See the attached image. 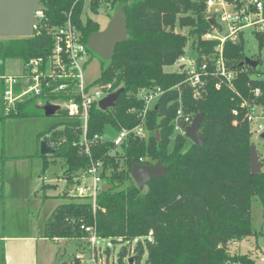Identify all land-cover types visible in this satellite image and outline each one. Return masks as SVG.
<instances>
[{
  "label": "trees",
  "instance_id": "trees-1",
  "mask_svg": "<svg viewBox=\"0 0 264 264\" xmlns=\"http://www.w3.org/2000/svg\"><path fill=\"white\" fill-rule=\"evenodd\" d=\"M41 2L47 10L32 36L0 39V73L7 59L25 63L47 58L54 28L66 21L64 12L71 10V22L84 43L100 30L90 17L82 19L84 0ZM101 5L122 6L129 39L118 43L112 57L101 64L97 81L111 83V91H123L113 107L90 108L86 136L90 140L96 135L97 139L89 143V155L78 144L82 134L79 122L67 118L63 111H58L63 120L37 133L38 146L42 140L53 142L52 153L40 154L42 170L52 159L62 161L66 187L60 196L68 198L51 211L43 236L87 240L81 226H92L97 237L127 242L117 253L119 264L132 256V264L143 259L144 264H259L247 253L230 252L232 243L256 233L251 225L252 200L257 197L264 205V172H250L251 133L239 107L241 98L264 104V77L257 68L242 63L246 57L243 39L223 45L228 66L238 72L234 90L225 85L216 88L213 67L208 64L205 86L200 96L194 97L180 69L169 72L164 68L183 55L189 41L198 64L203 55L214 51L216 40L201 39L212 25L205 0H90L87 10L97 13ZM175 27L187 31L176 32ZM256 38L259 44L264 42L263 36ZM250 57L260 62L259 56ZM3 88L0 80V122L44 115L39 97L16 102L5 111ZM155 88L162 92L143 114L145 102L139 92ZM255 89H259L258 96ZM233 109L238 110L236 114ZM178 110L192 117L203 113L198 128V135L205 138L203 146L174 131ZM138 125L150 133L143 137L132 132L116 149L111 137L122 128ZM90 159L102 164V188L94 209L89 200L68 191L79 183L76 173ZM132 161L149 165L160 161L166 174L149 180L143 191L130 176ZM49 187L52 185L43 184L41 189ZM132 240L135 243L131 246Z\"/></svg>",
  "mask_w": 264,
  "mask_h": 264
},
{
  "label": "built area",
  "instance_id": "built-area-1",
  "mask_svg": "<svg viewBox=\"0 0 264 264\" xmlns=\"http://www.w3.org/2000/svg\"><path fill=\"white\" fill-rule=\"evenodd\" d=\"M89 1L84 0L85 9H88ZM205 5L208 19H213L214 22L211 29L201 35V39L216 40L218 43L214 51L203 55L200 64L197 62V56L187 58L183 54L176 60L180 71L184 74V81L193 89L194 97H199L205 86L208 64L213 67L212 74L216 77L214 86L220 88L225 85L234 90L233 83L238 72L228 66L224 57L223 45L226 41L238 42L243 39L246 30H250L254 36L264 37V0H205ZM44 12L35 13L39 21ZM64 15L65 23L53 30V47L47 58L36 57L25 63L22 62L19 73H0V80L4 86L2 100L5 111L11 110L16 102L30 97H39L41 99L39 103L42 106L62 104V108L58 106L55 113L63 111L67 118L79 122L82 134L78 144L81 150L89 155V143H94L97 139L96 135L90 140L86 136L89 110L93 105L98 107L99 101L113 91H111V83L97 80L93 84L84 83L83 71L90 58L89 49L83 42L80 31L71 22V10L64 12ZM161 92L160 88L139 92V97L145 102L143 114L153 105ZM254 95H259V89L254 90ZM239 107L243 110L249 124L251 136L264 140V136L262 137L264 134V104L241 98ZM237 111L233 109L232 113L236 114ZM192 118L190 115H182L178 110L174 121V131L185 136L184 127L191 123ZM132 132L145 136L142 125L132 129L122 128L111 137L115 148L117 149L126 136ZM49 136L50 134L47 133L46 137L49 138ZM46 143L49 147L53 145L51 140ZM256 151L260 170L264 172V151H258L257 148ZM101 171V162L90 159L87 166L76 173L75 179H78L79 183L71 186V189L77 191L75 195L91 202L93 209L96 195L102 188ZM88 178L89 182L86 181ZM81 228L88 235L87 240L91 252L88 259H85L84 255H77V259L81 264H107L97 252L95 246L97 235L94 227L82 225Z\"/></svg>",
  "mask_w": 264,
  "mask_h": 264
},
{
  "label": "rangeland",
  "instance_id": "rangeland-1",
  "mask_svg": "<svg viewBox=\"0 0 264 264\" xmlns=\"http://www.w3.org/2000/svg\"><path fill=\"white\" fill-rule=\"evenodd\" d=\"M115 10L116 7L112 8L109 5H101L97 13L84 9L85 14L82 19L85 16L90 17L98 22L101 30L107 25ZM175 31L186 32L187 28L175 27ZM243 42V51L246 56H259L260 62L256 68L261 72V76L264 77V42L259 44L256 36L250 30L245 31ZM89 54L90 58L83 71L86 85L93 84L100 77L101 64L106 62V60L101 59L90 49ZM183 54L187 58L196 56L194 49L191 48L190 41L185 45ZM21 65L22 61L20 59H7L3 65V72L7 74L19 73ZM164 70L169 72L178 71L179 65L175 62L173 65L165 67ZM58 106L62 108V104H58ZM59 113L50 116L6 118L4 123L0 122V236L8 231L15 232L26 228L32 230L34 221H36V228L38 227L41 230L54 205L68 200L67 197L64 199L62 196H58L65 192L66 187V181L62 177V161L60 159H52L48 166L42 170L43 160L37 148V133L45 131L51 125L63 120ZM149 133V130L144 129L145 137ZM251 143L256 145L258 151H264V140L251 136ZM44 177L46 183L54 184L55 186L46 190L48 197L43 205L38 207L39 213L37 217V210L35 209L37 197L33 196V192L39 191ZM86 181L89 182L90 179L88 178ZM142 189L145 191L146 185ZM68 191L71 195L77 193L73 189ZM251 217V225L256 233L232 243L230 252L247 253L257 263H264L260 260L262 256L264 258V205L261 204L257 197L252 200ZM134 243L135 241L132 240L131 246ZM126 244L127 242L120 239L112 240L100 237H97L95 241V246L97 252L101 254V259L107 257L108 250L107 264H119L117 253L121 246ZM58 246L61 251L56 261L57 264H62L65 261L67 264H81L79 259H77V255H84V258L88 259L91 252L88 240L84 239L61 240L58 242ZM3 247L4 240L0 238V264L3 262ZM123 264H129L127 258L123 259ZM140 264H144V259Z\"/></svg>",
  "mask_w": 264,
  "mask_h": 264
},
{
  "label": "water",
  "instance_id": "water-1",
  "mask_svg": "<svg viewBox=\"0 0 264 264\" xmlns=\"http://www.w3.org/2000/svg\"><path fill=\"white\" fill-rule=\"evenodd\" d=\"M46 10L47 8L41 0H0V38L32 36L35 28L39 25V19L35 13ZM209 22L213 24L214 21L209 19ZM128 39L125 14L122 6L119 5L107 25L103 29L91 33L86 44L88 49L107 61L112 57L115 46ZM242 63H246L252 68L258 65V62L249 56H246ZM122 91L123 89L119 88L107 94L99 101L98 107L101 110L113 107ZM41 108L45 116L54 115L58 110V106L53 104H46ZM202 118L203 113H198L192 118L191 123L184 127L185 137L199 147L203 146L205 141L204 137L198 135ZM155 133L159 139V133L157 131ZM39 153L41 155L50 154L52 149L42 140L39 142ZM249 167L252 174L261 172L254 143H251L249 147ZM165 174L166 166L162 165L160 161L151 165L132 161L130 176L139 188L144 187L149 180L163 177ZM133 258L132 256L127 259L129 264H132Z\"/></svg>",
  "mask_w": 264,
  "mask_h": 264
},
{
  "label": "crops",
  "instance_id": "crops-1",
  "mask_svg": "<svg viewBox=\"0 0 264 264\" xmlns=\"http://www.w3.org/2000/svg\"><path fill=\"white\" fill-rule=\"evenodd\" d=\"M37 148L39 152V146H37ZM44 179L45 177L42 179L41 186L43 184H49L52 185V187L55 186L54 184L46 183ZM41 186L39 191L36 190L33 192V196L35 198L37 197V204L35 206V209L37 210V217L39 213L38 207L42 206L45 199L48 197L46 190L51 188H46L45 191H43ZM69 190H72L71 186L69 187ZM60 195L61 194H59V196ZM69 195H71L70 192ZM63 198L66 199L65 196H63ZM57 205L58 204L54 205L53 209ZM0 238L4 240L2 264H57L56 261L61 251L58 246V242L61 240H52L44 237L43 228H41V230L38 229V227L36 228V221H34L32 230L26 228L15 232L8 231L1 234ZM262 259H264L263 256ZM261 261L264 262V260ZM63 263L67 264L66 261Z\"/></svg>",
  "mask_w": 264,
  "mask_h": 264
}]
</instances>
